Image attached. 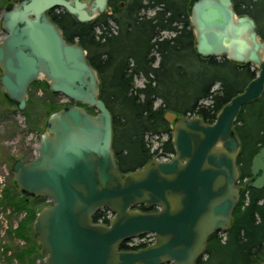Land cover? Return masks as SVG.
<instances>
[{
  "label": "water",
  "instance_id": "1",
  "mask_svg": "<svg viewBox=\"0 0 264 264\" xmlns=\"http://www.w3.org/2000/svg\"><path fill=\"white\" fill-rule=\"evenodd\" d=\"M63 8L90 23L112 14L109 0H18L1 17L0 81L4 96L26 110L29 87L44 80L50 91L85 106L50 114L39 154L12 166L17 189L52 201L36 213L33 234L44 264H196L209 237L233 222L242 187L237 158L241 141L235 123L244 105L264 95V40L256 20L235 11L234 0H193L189 6L195 49L258 69L242 92L218 112L215 122L166 111L175 154L123 173L113 149L112 114L100 98L101 79L79 42H68L49 11ZM245 188H264V147L253 157ZM156 207L143 212L137 207ZM107 208L109 224L92 215ZM152 233L155 242L140 250L120 243ZM256 264H264V261Z\"/></svg>",
  "mask_w": 264,
  "mask_h": 264
},
{
  "label": "trees",
  "instance_id": "2",
  "mask_svg": "<svg viewBox=\"0 0 264 264\" xmlns=\"http://www.w3.org/2000/svg\"><path fill=\"white\" fill-rule=\"evenodd\" d=\"M192 1L109 0L113 13L101 14L90 23L76 21L63 8L48 13L68 42H79L87 49L88 59L99 73L100 98L112 114L113 149L123 173L141 168L155 157L171 158L175 154L172 129L164 118L166 111H175L180 116H200L204 122L213 123L221 108L258 74L251 63H236L226 56L203 57L197 53L189 11ZM258 1L234 0L235 11L252 16L264 40V9L257 11ZM167 32L172 35L166 36ZM137 78H144V86H136ZM34 84L37 82L31 85ZM158 101L160 104L156 105ZM77 105L93 113L94 107ZM234 128L241 141L237 164L243 183L252 175L253 157L264 147V95L242 107ZM147 135L168 138L152 151L154 144L147 141ZM160 150L162 153L156 156ZM12 193H5L4 206H13L14 210L29 209L28 217L20 221L15 234L25 240L32 239L33 243L27 249L16 250L12 257L25 262L27 255L41 249L33 234L37 212L30 210L27 195L21 198ZM137 208L143 212L157 210L146 205ZM112 216L109 209L103 208L97 210L92 219L109 224ZM145 236L141 234L139 238ZM128 242L122 241L119 248L140 250L150 246L144 241L136 245ZM262 261L264 188L249 187L241 194L229 229L209 237L206 250L196 264Z\"/></svg>",
  "mask_w": 264,
  "mask_h": 264
},
{
  "label": "rangeland",
  "instance_id": "3",
  "mask_svg": "<svg viewBox=\"0 0 264 264\" xmlns=\"http://www.w3.org/2000/svg\"><path fill=\"white\" fill-rule=\"evenodd\" d=\"M239 1L244 3L247 0ZM16 2L18 0H0V42L6 36L1 27L2 13L7 6ZM257 6V11L259 12L264 9V0H259ZM165 35L170 36L172 34L167 32ZM43 81H37V84L29 87V101L24 112H20L17 106L10 103L4 96L0 82V264H44L45 254L42 249L27 255L25 262H19L18 259L12 258L16 250L27 249L33 243L32 239L31 241L25 240L15 234L20 221L28 217L29 209L14 210L13 206H4L2 203V199L7 192H13L12 194L15 196L21 195V198L24 195L19 192L14 183V175L11 171L13 162L17 159L33 160L39 154L41 133L45 130L47 119L53 110L66 106H75L78 103L61 93L50 91ZM144 83V78L135 80L136 86L142 87ZM159 104L160 101L156 105ZM180 105L184 106V103L180 101ZM92 112L96 114L98 111L94 108ZM167 138V136H162L160 139L153 135L146 136L147 141L154 144L152 151L162 145V142ZM160 153H162V150L156 156H159ZM165 158L170 159L167 157H155L154 160H165ZM246 180L242 183L239 179L236 185L245 189ZM27 197L30 210L32 209L36 212L42 207L52 204V201L47 198ZM140 241L141 238H138L133 242Z\"/></svg>",
  "mask_w": 264,
  "mask_h": 264
},
{
  "label": "built area",
  "instance_id": "4",
  "mask_svg": "<svg viewBox=\"0 0 264 264\" xmlns=\"http://www.w3.org/2000/svg\"><path fill=\"white\" fill-rule=\"evenodd\" d=\"M165 160H167V159L165 158ZM112 217H113V216H112ZM112 217H111V218H112ZM138 238H139V237L134 238V239H132V240H128V241H129L128 244H129V245H136V244H138L139 242H133V241H135V240L138 239ZM141 241H144V242L150 243V245H151V244H153V243L155 242V235L152 234V233H147L145 237L141 238ZM141 241H140V242H141Z\"/></svg>",
  "mask_w": 264,
  "mask_h": 264
},
{
  "label": "flooded vegetation",
  "instance_id": "5",
  "mask_svg": "<svg viewBox=\"0 0 264 264\" xmlns=\"http://www.w3.org/2000/svg\"><path fill=\"white\" fill-rule=\"evenodd\" d=\"M0 82H1V81H0ZM13 105L16 106L15 104H13ZM26 109H27V108H26ZM20 112H21V111H20ZM23 112H24V111H23ZM24 160H25V159H24ZM15 161H16V160H15ZM15 161H14V162H15ZM27 161H29V160H27ZM14 162H13V163H14ZM12 166H13V164H12ZM11 171H12V167H11ZM251 178H252V175H251V177L247 178L246 182H247L249 179H251ZM261 189H262V188H261ZM19 192H20V191H19ZM20 193H21V192H20ZM21 194H22V193H21ZM22 195H23V194H22Z\"/></svg>",
  "mask_w": 264,
  "mask_h": 264
}]
</instances>
